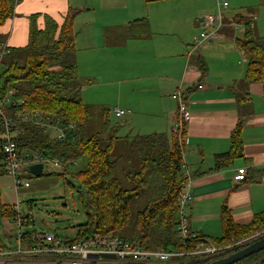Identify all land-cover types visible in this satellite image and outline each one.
<instances>
[{
  "label": "crops",
  "instance_id": "1",
  "mask_svg": "<svg viewBox=\"0 0 264 264\" xmlns=\"http://www.w3.org/2000/svg\"><path fill=\"white\" fill-rule=\"evenodd\" d=\"M69 8L78 10L73 27L82 100L89 99V86L98 79L119 76L112 90L117 100L113 109L126 113L116 116L113 109L95 106L98 115L109 110L107 119L109 112L123 118L113 125L118 133L123 132L121 137L117 135L119 139L129 141L155 132L171 135L177 112L170 93L182 80L191 113L183 146V157L192 174L191 200L184 207L190 229L205 239H215L223 231V205L236 224L249 223L264 211V95L259 83L245 82L247 58L233 43V37L242 32V26L235 30L232 25L236 13L225 15L219 40L204 43L200 59L195 60L199 67L203 65L204 72L185 71V51L201 30L200 16L212 10L211 0H18L12 17L0 26V42L8 48L23 47L30 16L38 15L36 23L41 29L44 16L60 25ZM251 10L237 13H252L254 32L264 37L258 34L256 15ZM238 121L242 125V156L216 169L215 155L229 150L230 133ZM239 167L245 168V179L235 182L233 175ZM4 220L14 225L11 236L0 237L7 248L17 240L18 229L15 221ZM28 228L21 229V234L40 232ZM27 244L25 239L23 245ZM44 258L33 261L67 264L56 262L54 256L49 257L53 260ZM4 260L1 257L0 264ZM178 263L173 259L152 263L95 259L82 264Z\"/></svg>",
  "mask_w": 264,
  "mask_h": 264
},
{
  "label": "trees",
  "instance_id": "2",
  "mask_svg": "<svg viewBox=\"0 0 264 264\" xmlns=\"http://www.w3.org/2000/svg\"><path fill=\"white\" fill-rule=\"evenodd\" d=\"M18 1V0H17ZM17 1L0 0V26L14 14ZM264 5V0H259ZM251 10V9H249ZM252 12V10H251ZM77 9L69 8L60 25L51 17L44 16L43 28H38L34 14L29 18L27 43L20 48H8L0 73V96L9 91L11 103L4 108L6 116L16 113L40 111L60 117L76 125L75 141H60L32 123H20L21 135L16 138L18 151H36L48 159L70 161L71 165L80 158L86 159V168L70 171L63 166L60 173L71 174L81 184L79 198L85 221L76 225L73 237L68 241H80L94 234H114L138 243L145 249H161L173 253H188L177 257L178 264H208L214 259L228 255L242 247L214 255L192 254L196 245L205 239L197 234L191 241H182L177 235L178 196L183 185L181 163L183 147L178 134L168 136L165 132L137 135L129 139L136 153L133 161L121 162L114 153L116 127H109V137L102 143L100 132L89 133L90 107L82 98L73 27ZM236 13L232 20L241 24L242 32L235 37V45L247 58L245 82L259 83L264 95V37L257 36L249 16ZM2 44V42H0ZM200 57H196L198 61ZM197 65V64H196ZM197 71L204 72L203 65ZM242 100L241 97H238ZM108 109H104V127L109 126ZM241 122L238 121L230 133L229 150L215 155V168L229 165L242 156ZM2 129L0 128V172L3 170ZM122 172L123 180L117 176ZM42 173L40 176H43ZM69 183V182H68ZM73 187V186H72ZM138 200L142 205L133 211ZM0 216L16 221L19 213L14 205L1 204ZM222 235L206 239L214 247L228 246L264 230V211L254 215L246 224L232 221L228 208L221 209ZM29 240L30 233L22 234ZM206 246V244H203ZM245 246V245H244ZM0 239V248L3 249ZM233 264H264V249Z\"/></svg>",
  "mask_w": 264,
  "mask_h": 264
},
{
  "label": "built area",
  "instance_id": "3",
  "mask_svg": "<svg viewBox=\"0 0 264 264\" xmlns=\"http://www.w3.org/2000/svg\"><path fill=\"white\" fill-rule=\"evenodd\" d=\"M17 1V0H14ZM218 12L216 14H204L200 19L201 31L196 36L186 53L185 71L193 72L197 70L195 58L200 57L201 50L205 42H216L221 34L220 29L224 25L225 15L221 12L227 7L226 0H216ZM255 18V17H254ZM233 28L237 30L241 24L233 22ZM235 43V36L233 37ZM9 53V49L5 44H0V73L3 69V59ZM182 80L176 89L170 93L171 98L176 103V118L171 125V132L178 134V142L180 146H184L186 127L191 119L190 107L182 86ZM197 87L201 89L202 85ZM11 91L6 96H0V128L2 129V152H3V170L7 175L11 176L12 186L16 190L19 186L28 187L29 182L23 179V175H31L27 172L28 165L41 163L42 169L51 168L52 172L60 173L63 166H70V161H59L57 159H48L43 157L36 151H18L16 138L21 135L20 123H32L42 128L47 134H53L57 140L74 142V131L76 125L73 122L65 121L60 117L45 114L40 111L16 113L14 117L6 116L4 108L11 103ZM116 116H123L126 111L118 108L113 109ZM75 163V161L73 162ZM42 170V171H43ZM245 168L236 169L233 179L235 182H241L245 179ZM181 178L183 185L178 196V225L177 235L182 241H191L197 237V233L189 227L188 218L184 213V207L191 200L190 187L192 184V174L186 164L184 157L181 163ZM15 210L18 209L14 206ZM33 221L30 210L27 214L20 215L16 219L17 247L0 248V258L15 254L32 258V260L41 259L43 257L54 256L58 262L67 264H82L93 261L101 254H113L115 259L120 262H168L176 257L188 253H173L161 249H145L138 243L130 241L119 235L114 234H94L92 237L80 241H68L55 234H46L43 232H30L27 245H23L24 238L21 234L23 226H29ZM260 237L264 232H260ZM258 235V234H257ZM259 236H257L258 238ZM256 239V238H255ZM206 244L204 246L203 244ZM23 246V247H21ZM219 249L214 247L208 240L202 239L196 245V250L192 254L214 255ZM13 252V253H11Z\"/></svg>",
  "mask_w": 264,
  "mask_h": 264
},
{
  "label": "rangeland",
  "instance_id": "4",
  "mask_svg": "<svg viewBox=\"0 0 264 264\" xmlns=\"http://www.w3.org/2000/svg\"><path fill=\"white\" fill-rule=\"evenodd\" d=\"M226 2L228 4L227 7L221 10L224 15L247 11V9L251 8L256 15L254 24L256 25L258 34H264V5H261L259 0H226ZM211 3L213 5L212 10L204 14H216L218 12L216 0H211ZM202 16L203 14L200 16V19ZM200 31L201 30H199V32ZM185 52L187 53L188 51ZM117 78H119L118 75L106 77L103 80L98 79L96 83H92L91 86H89L91 93L90 97H88L89 99H86L87 97L83 99L86 103L94 104V107H90L89 133L100 132L102 143H105L108 140L109 126H115L118 123L123 122V118H115V116L109 112V126L105 128L103 125V116L98 115L95 112V108L97 106L100 108L104 107L113 109L117 103L113 93V89L117 85ZM106 81L113 82L115 84L105 83ZM84 93H86L87 96V92ZM118 132L116 127L115 135L121 137L123 132ZM168 136H170V134H168ZM114 153L120 157L121 162H124L125 160L133 161L136 159V153L129 145V141L126 138L116 140ZM85 168L86 159L80 158L71 165L70 171H79ZM51 172L52 169L49 167L43 170V176H34L32 174L23 175V179L29 182V186H19L16 190L12 186L13 180L11 176L5 173H0V205L4 203L9 205L14 204L20 215H25L27 214V211L30 210L33 221L30 223L29 227H32V230L40 231L46 234H55L61 238H71L75 234L76 225L85 221V215L82 210L78 192L81 189V184L80 181L71 174L65 175L62 178L59 175H48V173ZM116 174L121 180H123L122 172H117ZM28 204H30L29 209L27 208ZM141 205L142 201L138 200L132 206L133 211L140 208ZM9 222L12 223L10 220ZM23 227V231L30 230L27 225ZM13 228V224L8 225V222L0 216V237L2 240L5 236L12 235L13 232L10 230ZM260 232H264V230L258 231L252 236L241 241L233 242L228 246H221L218 250L219 254H224L226 251L247 245L257 238V236L260 237ZM16 247L17 241L15 239L9 248H12L13 251ZM3 259H5L3 261L4 264H44L42 262H35L32 258L17 256L15 254L5 256ZM176 259L177 258L173 260Z\"/></svg>",
  "mask_w": 264,
  "mask_h": 264
},
{
  "label": "water",
  "instance_id": "5",
  "mask_svg": "<svg viewBox=\"0 0 264 264\" xmlns=\"http://www.w3.org/2000/svg\"><path fill=\"white\" fill-rule=\"evenodd\" d=\"M27 172L34 175V176H40L42 174V164L41 163H34L31 165H28L26 168ZM264 249V235L261 237H258L248 243L247 245L243 246L242 248L228 254L222 257H219L217 259H214L208 264H233L243 258H246L247 256L258 252L260 250ZM100 259H115V255L113 254H101L99 257Z\"/></svg>",
  "mask_w": 264,
  "mask_h": 264
}]
</instances>
